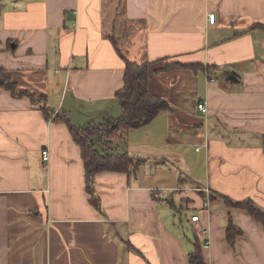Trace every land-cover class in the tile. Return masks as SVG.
I'll return each instance as SVG.
<instances>
[{
  "label": "crops",
  "instance_id": "crops-1",
  "mask_svg": "<svg viewBox=\"0 0 264 264\" xmlns=\"http://www.w3.org/2000/svg\"><path fill=\"white\" fill-rule=\"evenodd\" d=\"M125 59L153 63L171 109L107 138ZM0 67L26 92L0 88V264H189L196 244L264 264V227L226 202L264 210V0H0ZM71 125L141 163L98 172L92 196Z\"/></svg>",
  "mask_w": 264,
  "mask_h": 264
},
{
  "label": "trees",
  "instance_id": "trees-1",
  "mask_svg": "<svg viewBox=\"0 0 264 264\" xmlns=\"http://www.w3.org/2000/svg\"><path fill=\"white\" fill-rule=\"evenodd\" d=\"M125 85L116 94L119 100L123 115L118 120L109 119L103 127L107 138L117 137L122 131L140 128L150 124L156 116L164 110H170L169 103L161 98L155 97L149 92V81L151 75V66L153 63H138L125 59ZM197 72L203 67L198 65L191 67ZM16 84L12 80V74L7 69L0 67V88L13 92L14 95L22 96L26 92L16 93ZM33 97V95H31ZM72 133L80 144L82 149V158L84 160L88 190L94 196L95 175L100 171L129 172L131 169L141 163L140 159L130 155L107 154L102 155L98 152L92 140L95 134L100 132L99 129L90 126L77 128L71 125ZM229 207L238 208L246 211L252 218L264 227V210L258 207L253 201L233 202L227 199ZM93 203L98 205V200L94 197ZM243 231L230 221L226 238L228 243L234 247L235 240L242 235ZM189 264H207L202 248L196 244L195 249L189 255Z\"/></svg>",
  "mask_w": 264,
  "mask_h": 264
},
{
  "label": "built area",
  "instance_id": "built-area-1",
  "mask_svg": "<svg viewBox=\"0 0 264 264\" xmlns=\"http://www.w3.org/2000/svg\"><path fill=\"white\" fill-rule=\"evenodd\" d=\"M208 20L210 23L214 24L216 22V14L215 13H210L208 15ZM213 80V79H212ZM199 110L203 113H208V106L207 103L203 102L199 104ZM42 157H43V162L47 163L50 160V153H49V148L43 149L42 150ZM200 220V217L198 215H195L192 217V221L198 222ZM201 231L203 232L204 235L208 234L209 229L205 226H202Z\"/></svg>",
  "mask_w": 264,
  "mask_h": 264
},
{
  "label": "rangeland",
  "instance_id": "rangeland-1",
  "mask_svg": "<svg viewBox=\"0 0 264 264\" xmlns=\"http://www.w3.org/2000/svg\"><path fill=\"white\" fill-rule=\"evenodd\" d=\"M126 47L130 48L131 45L127 43V44H126ZM29 90H32V89L29 88ZM179 98H180L182 101L187 102V101L190 100V98H191V94H190V92L187 91V89H186V90H182V91L180 92V94H179Z\"/></svg>",
  "mask_w": 264,
  "mask_h": 264
}]
</instances>
